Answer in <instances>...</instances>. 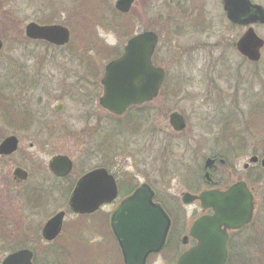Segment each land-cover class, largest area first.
<instances>
[{"label":"rangeland","instance_id":"obj_1","mask_svg":"<svg viewBox=\"0 0 264 264\" xmlns=\"http://www.w3.org/2000/svg\"><path fill=\"white\" fill-rule=\"evenodd\" d=\"M255 2L264 7V0ZM57 4L58 23L72 30L71 41L64 47L36 43L25 35L26 25L49 19L50 13L45 9L50 2L0 0V41L4 45L0 50V84L5 74L32 76L29 89L37 90L30 92L28 97L31 108L39 111L36 116L33 112L26 113L32 120L61 121L82 128L90 120L104 119L105 125L112 128L119 120L109 116L99 105L103 91L100 81L110 60L103 61L96 56L95 61L92 42L97 39L122 52L129 36H124L126 32L116 35L102 28L104 6L99 0H57ZM201 5L211 14L213 22L209 29L194 31L191 26L183 32L172 33L171 40H168L167 33H162L157 57L161 59L160 63L165 60L169 79L160 97L150 103L148 119L145 116L142 124L139 122L133 138L121 135V153L127 161L125 163L123 159L122 167L150 172L158 194L174 201L175 206L169 202L168 208L170 206L175 214H181L188 223L199 215L200 209L198 205H183L181 197L184 192H191L188 185L192 180L191 183H195L197 176L202 181L208 155H220L231 163L235 162L231 148L239 144L231 139L238 138L239 143L244 142L247 148L242 153L237 151L239 156L236 159L239 160L236 162L240 166L249 162L252 155L264 157V110L259 111L255 106L259 99L264 104V49L258 64L246 62L235 47L245 29L231 26L223 17L222 1L206 0ZM185 24H191L189 18ZM255 30L264 39V25L255 26ZM85 45L90 49L85 50ZM243 75V82L248 84L238 83L237 79ZM242 90L248 101L241 103L239 109L233 96L237 92L241 95ZM59 105L64 106L61 113L56 110ZM1 108L0 130L3 132L6 126L3 125L5 114ZM174 112L188 119V129L182 135H170L173 131L169 130V116ZM127 115L122 117V126L129 121L135 126L136 114L129 118ZM143 128L146 129L144 133ZM32 131L27 137L32 136ZM251 169L249 175L256 180L250 182L256 203L255 217L247 228L232 235L230 255L234 260L264 256V170L261 164ZM218 171L216 178L221 183L242 178V172L232 175L226 167H218ZM180 210L181 213H176ZM72 244L76 246L75 241ZM84 251L73 248L68 264L93 263L92 253ZM171 258L172 262L175 255ZM154 264L163 263L156 258Z\"/></svg>","mask_w":264,"mask_h":264},{"label":"flooded vegetation","instance_id":"obj_2","mask_svg":"<svg viewBox=\"0 0 264 264\" xmlns=\"http://www.w3.org/2000/svg\"><path fill=\"white\" fill-rule=\"evenodd\" d=\"M46 1L50 2V6L45 9L50 13L49 19L44 18L40 23H36L42 26L64 25L59 24L57 20V0ZM53 1L57 5L53 4ZM94 1L97 2L98 0ZM118 1L120 0L113 3L112 0H99L104 6V15L101 20L102 28L116 33V35L126 32L124 36H129V39L143 33H153L157 36L158 40L152 62L156 67L165 71V82L158 96L160 97L164 85L169 79V71L164 63L165 60L160 63L159 60L161 59L157 57V49L163 37L162 33H167L168 40H171L172 33L183 32L186 28L190 29L191 26L194 31L209 29L212 21L211 14L205 6L201 5V2L206 0H133L128 13H123L117 9ZM220 1L224 2V0ZM251 1L254 4L261 5L255 2L256 0ZM223 17H226L231 26L245 29V32L251 27V25H240L231 22L225 10ZM188 18L191 24L186 25L185 22ZM258 25L260 24H254V28ZM26 27L27 25L25 26V32ZM65 27L70 30L68 26ZM70 32L72 35V30ZM103 41L107 43L104 39ZM94 42H97V39ZM36 43L52 46L44 41H36ZM237 43L238 41L235 44L236 48ZM107 45L109 46L108 43ZM109 47L113 48L114 46ZM243 58L246 62L254 65L262 60L261 58L257 62H252L246 57ZM93 59L96 61L97 57ZM24 75L22 73L5 74L2 76L3 79L1 77L3 82L0 84L4 87L2 89L5 96L9 98V104L6 105L4 110L7 113L3 122V125L6 126L4 127L5 131L1 132L0 130V146L9 137L14 136L17 139V150L14 153L10 155L0 154V264H3L10 255L21 251L30 253L32 264H68L67 259L70 258L73 248L80 252L85 250L84 253H92L93 263L86 264H125L121 244L115 231V215L123 201L136 193L143 185L150 187L154 193L153 204L158 205L170 219L169 233L162 251L149 255L145 264H154L156 258H160L163 264H177L184 253L197 245V240L191 235L194 222L199 217L210 215L213 212L204 210L201 203L195 201L187 206L198 205L200 213L188 223L185 217L181 214H175L170 206L168 208L169 202L172 206H175V203L170 198L158 194L153 185V177L150 172L145 173V171L137 168L131 171L122 167L125 157L121 153V135H126L128 139L133 138V135L138 132L139 122L142 124L145 116L148 119L151 102L135 106L125 114H128L127 118L133 117L134 113L136 114L137 122L135 126L130 121L125 122L126 126H122V117L125 115L117 117L104 109L109 116L119 120V122L113 124L112 128L105 125L104 122L106 121L104 119L90 120L82 128L71 127L61 121L39 122L32 120L33 118L26 114L33 112L36 116L39 111L37 112L31 108L29 102V93L37 90L29 89L30 77L32 76L25 77ZM244 79L243 75L237 81L241 85L248 84V82H243ZM242 92L241 95H238L237 92V95L233 96V102L237 103L235 106L238 108L241 107V103L248 101L245 91L242 90ZM24 100L25 102L22 103ZM19 101L21 104H18ZM261 102L263 101L259 99L255 106L263 112L264 104ZM63 109L64 106L59 105L56 110L61 113ZM183 117L186 127L181 132H175L169 123L171 128L169 130L173 131L170 135H182L188 129V119L184 115ZM139 118H141V121H138ZM144 128L143 132L141 131L142 133L146 131ZM27 129L29 131L33 130L31 132L32 136L27 137V134L30 133L26 131ZM231 141L239 144L236 148H231L232 158L235 162L231 163L220 155L214 157L208 155L203 166L204 180L200 181L197 176L196 182L191 183L192 180L188 185L191 192H186L198 195L205 190H224L240 181L250 185L249 174L251 168L260 164V162L251 164L250 159L254 156L261 158L259 155H252L249 162L240 166V163L236 162V160H239L236 159L239 156L237 151L242 153L247 148L244 142L239 143L238 138H233ZM57 157L69 159L72 167L68 173L60 175L52 168ZM208 159L215 162L211 169L206 170L205 165ZM125 163H127L126 159ZM218 167H226L227 172L232 175L242 172V178L232 183H221L216 178L219 173ZM96 171L101 172V175L95 176L93 180L88 182L86 187L88 189L93 188L95 192H98L105 190L108 184L111 185L113 182L116 186L117 195L111 202H103L89 213L77 214L70 207V199L81 179ZM102 172L106 174L103 175ZM207 173L210 174V179L206 178ZM94 197L98 198V195L96 194ZM176 209L179 210V207H176ZM181 212L180 210L176 213ZM60 214H62L61 223L57 225L58 215ZM233 233L235 232H229V252ZM73 240L75 241V247L72 244ZM173 254L175 255L174 263L171 262Z\"/></svg>","mask_w":264,"mask_h":264},{"label":"water","instance_id":"obj_3","mask_svg":"<svg viewBox=\"0 0 264 264\" xmlns=\"http://www.w3.org/2000/svg\"><path fill=\"white\" fill-rule=\"evenodd\" d=\"M132 3L133 0H120L117 9L128 13ZM224 9L228 19L235 24H264V8L250 0H224ZM26 36L58 47L70 42V31L60 25L40 26L31 23L26 28ZM157 40L153 33L134 37L126 45L124 53L106 66L101 81L104 93L100 98V105L104 109L122 115L132 105L143 104L157 97L165 78L164 70L155 67L152 62ZM2 47L3 43L0 41V50ZM263 47L264 39L258 36L253 27L237 43L239 53L253 62L261 59ZM170 125L180 132L186 127V122L181 114L175 112L170 116ZM16 150L17 139L14 136L7 138L0 146L2 155H10ZM214 162L208 159L205 169L209 170ZM255 162H258L257 157L251 159V163ZM261 165L264 168V159ZM71 167V162L66 157H57L52 165L60 175L68 173ZM99 175L101 172L96 171L79 182L70 199V207L75 213H89L103 202H111L116 197L117 190L113 182L112 186L109 183L105 190L98 192L86 187L88 182ZM209 177L210 174L207 173L206 178L210 179ZM96 194L98 198L94 197ZM153 199L154 193L150 187L143 185L121 204L115 215V231L125 264H145L147 257L152 253H159L165 244L170 219L158 205L153 204ZM197 199L204 209H212L213 215L203 216L194 223L191 235L198 243L179 258L178 264H227L229 231L240 230L253 220L256 207L253 192L241 181L225 191L211 190L200 196L188 193L183 196L186 204ZM61 216L62 214L58 215L57 225L61 223ZM3 264H32L31 255L21 251L7 257Z\"/></svg>","mask_w":264,"mask_h":264},{"label":"trees","instance_id":"obj_4","mask_svg":"<svg viewBox=\"0 0 264 264\" xmlns=\"http://www.w3.org/2000/svg\"><path fill=\"white\" fill-rule=\"evenodd\" d=\"M130 35V34H128ZM93 43V58L94 57H99L101 60L103 61H106V60H112L114 59L115 57L119 56L120 54V51L117 50L116 48H111V47H108V46H105L102 44V42H100L99 40H97V42H92ZM86 46V47H85ZM84 48L85 50H89L90 48L87 47V45H85ZM88 56H90L88 54ZM91 57V56H90ZM90 63H92L91 61H89ZM4 88L2 85H0V108L3 110L6 109V106L5 105H8L9 104V98L7 96H5V92L4 90L2 89ZM7 94V93H6ZM4 114L6 115L7 113L4 112ZM226 131V130H225ZM256 182L255 179H252L251 177H249V182ZM228 264H264V256L261 255L260 258H250V257H247L245 259H233V255H230V258H229V262Z\"/></svg>","mask_w":264,"mask_h":264}]
</instances>
